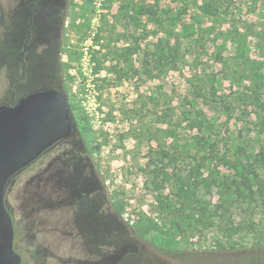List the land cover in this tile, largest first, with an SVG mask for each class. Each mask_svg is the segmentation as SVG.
<instances>
[{
    "label": "rangeland",
    "instance_id": "374dc122",
    "mask_svg": "<svg viewBox=\"0 0 264 264\" xmlns=\"http://www.w3.org/2000/svg\"><path fill=\"white\" fill-rule=\"evenodd\" d=\"M37 1L0 0V102L63 78L76 173L54 151L9 182L20 263L159 245L181 255L139 264H264V197L243 183L264 178V0H41L27 31ZM80 181L108 230L73 213Z\"/></svg>",
    "mask_w": 264,
    "mask_h": 264
},
{
    "label": "water",
    "instance_id": "95a60500",
    "mask_svg": "<svg viewBox=\"0 0 264 264\" xmlns=\"http://www.w3.org/2000/svg\"><path fill=\"white\" fill-rule=\"evenodd\" d=\"M73 122L69 97L57 88L35 89L13 105L0 102V264H21L14 247L13 217L5 201L9 182L50 143L70 133Z\"/></svg>",
    "mask_w": 264,
    "mask_h": 264
},
{
    "label": "flooded vegetation",
    "instance_id": "af4514ba",
    "mask_svg": "<svg viewBox=\"0 0 264 264\" xmlns=\"http://www.w3.org/2000/svg\"><path fill=\"white\" fill-rule=\"evenodd\" d=\"M41 0L37 1V5L32 8L29 12V22L27 24V31L29 30V26L33 20V13L38 9L39 4H40ZM29 36L30 34H28L25 44L22 48L21 54L22 56L24 55V52L28 46V41H29ZM25 66V64H23V67ZM43 87H51V88H57L61 94H67V90L64 86V81L63 78H58L57 82H51V83H46L40 87L34 88V89H30L28 92H26L25 94L35 90V89H39V88H43ZM24 94V95H25ZM69 97V96H68ZM70 101V100H69ZM16 102H11L7 105H13ZM74 114V113H73ZM76 120H75V115H74V122L73 125L71 127L70 133H68L66 136L61 137L56 139L55 141H53L52 143H50L46 149L42 152V154L38 157V158H42V157H46L47 155H50L52 153H54V151L57 153L56 154V161H57V165H58V169L62 170L64 169V173L68 176H72L74 177V171L75 168L73 166L74 162H75V147H76V139H75V132H76ZM63 172V171H62ZM73 172V174H72ZM76 173V171H75ZM71 184V183H70ZM78 184H81L82 187L81 189L78 188L77 191V196L75 201H74V210L73 213H75L78 217V220L84 219V216L86 214V212H91L92 216L96 215L97 217H100L101 220L104 222V227H106V229L108 230L109 228V212L107 210L106 207H104V201L103 200V206L101 207L102 209L100 210V200H102L104 197L100 196V192H98L97 190H94V187L90 184V185H84L83 181L78 182ZM75 188V187H74ZM71 190V188H70ZM71 191L68 192L67 198H70L71 195ZM100 197H102V199H100ZM85 227V228H84ZM82 227V231H86L88 230V228L86 226ZM107 232V231H106ZM107 237L103 238V244L108 246V242H107Z\"/></svg>",
    "mask_w": 264,
    "mask_h": 264
},
{
    "label": "trees",
    "instance_id": "16d2710c",
    "mask_svg": "<svg viewBox=\"0 0 264 264\" xmlns=\"http://www.w3.org/2000/svg\"><path fill=\"white\" fill-rule=\"evenodd\" d=\"M243 183L247 186L249 194L252 197H255L256 194H260L261 196L264 197V178L258 176V178L256 180L257 190H254L253 185H250L248 182L244 181ZM106 240L108 242L107 244L111 247H115L116 245L120 244V238L115 233H109V236L107 237ZM152 247L155 248L156 252L154 251V253H150V252H147L146 250H141V251H137L136 253L131 252V253H125L124 254V252L121 251L117 254V257L114 258V255H113V257L111 256L112 257L111 261L112 262L114 261V262L113 263L110 262V264H139V261L142 260V258H144V257L146 258L145 255H157V256H159L161 254V255H163V257H164V255H167V256L173 255L175 257L181 255L180 253H178V251L176 249H173L170 247H163V246H159V245L158 246L152 245ZM115 252L117 253L118 251L115 250ZM184 258H187L186 255L184 256ZM246 261L255 262L254 259H246V260L244 259L241 262H246Z\"/></svg>",
    "mask_w": 264,
    "mask_h": 264
}]
</instances>
